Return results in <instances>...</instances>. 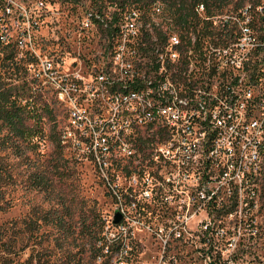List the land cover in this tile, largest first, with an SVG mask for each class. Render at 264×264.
Here are the masks:
<instances>
[{
  "label": "rangeland",
  "instance_id": "rangeland-1",
  "mask_svg": "<svg viewBox=\"0 0 264 264\" xmlns=\"http://www.w3.org/2000/svg\"><path fill=\"white\" fill-rule=\"evenodd\" d=\"M248 2L252 0H232L223 13ZM162 10L155 11L153 23L167 32L171 26ZM121 11L103 0H0V30L9 29L10 38L7 49L0 42V83L16 88L25 99L30 96L36 109L30 123L38 127L30 142H20L19 152L13 147L0 150V264H117L122 246L113 238L122 222L130 244L123 255L127 263L122 264H264V173L258 198L243 202L249 196L245 193L235 203V195L216 208L215 203L186 201L182 217H172L169 213L180 208L177 202L157 198L160 191L153 193L155 200L143 199L144 192L156 189L143 184L153 172L148 162L160 150L156 129L139 126L138 140L153 135V142L144 154L128 158V163L122 159L110 169L103 170L84 148L72 146L70 101L60 99L56 82L36 78L40 58L60 64L63 75H82L81 91L74 93L77 109L94 118L107 116L108 99L97 92L98 82L91 76H96L95 69L108 77L115 73L117 40L106 31L108 24L84 29L83 22L93 13L107 23ZM22 37L27 39L23 48L16 45ZM131 75L141 76V67L131 68ZM59 135L63 147L55 140ZM36 177L44 178L46 188L33 184ZM136 178L141 184H134ZM196 187L185 190L187 200ZM128 193L136 195L140 208L126 204L123 195ZM119 197L125 198L126 215L115 224L122 207ZM55 217L65 219V231L49 222ZM88 225L102 237L95 245ZM175 226L177 235L171 234Z\"/></svg>",
  "mask_w": 264,
  "mask_h": 264
},
{
  "label": "built area",
  "instance_id": "built-area-1",
  "mask_svg": "<svg viewBox=\"0 0 264 264\" xmlns=\"http://www.w3.org/2000/svg\"><path fill=\"white\" fill-rule=\"evenodd\" d=\"M159 8L163 5L157 4L152 13ZM6 10L10 13V6ZM196 12L201 20L185 22L188 28L184 29L175 28L171 21L163 36H152L151 24L138 8L125 10L116 22L105 23L99 14L86 17L84 29H94L98 22L113 23L110 35L119 39L115 73L108 77L103 69H95L96 76H91L98 82L97 92L108 99L107 116L94 118L77 109L74 93L81 91L82 75H63L60 64L48 57L40 58L41 71L36 75L48 84L56 82L60 99L70 101L71 144L77 150L84 148L103 170L122 159L128 163V158L144 154L148 142H153V135L138 140L139 123L147 126L153 120V114L142 108V98L161 107L162 127L155 132L160 134V151L148 162L151 178H143L144 185L156 189L144 192L143 199L155 200L153 193L160 191L157 198L177 202L180 208L169 213L172 217H182L186 201L215 203L216 208L217 203L232 202L235 195V203L245 193L249 196L243 202L258 198L259 176L264 173V0L214 17H206L204 5ZM7 31L0 30V42L9 45ZM188 36L197 37L196 49H190L187 74H178L177 50L180 44L189 45ZM23 39L16 45L23 48L27 40ZM143 58H150V65H143ZM132 67H141V76H132ZM180 77H188L187 90H178ZM141 83H153V90H141ZM120 84L134 85L136 94L112 93L111 85ZM134 184L141 181L136 178ZM189 186L198 189L187 200L184 193ZM123 196L126 199L119 197L118 210L122 220L123 199L134 209L139 207L136 195ZM208 213L212 215L210 209ZM123 223L113 238L122 246L117 264L127 263L123 255L130 248ZM179 231L175 226L171 234Z\"/></svg>",
  "mask_w": 264,
  "mask_h": 264
},
{
  "label": "trees",
  "instance_id": "trees-1",
  "mask_svg": "<svg viewBox=\"0 0 264 264\" xmlns=\"http://www.w3.org/2000/svg\"><path fill=\"white\" fill-rule=\"evenodd\" d=\"M111 5H119L122 13L130 8H138L143 12L145 22L151 24L152 36H163L164 30L153 23V8L157 4L163 5L162 17L167 21L168 26L172 25L177 29L188 28L185 22H194L201 20L196 12L197 7L204 5L206 17H214L223 13V11L232 3V0H103ZM257 3V0H252ZM239 4V3H238ZM240 8L238 5L235 9ZM168 18V19H167ZM119 18L113 15L112 21L116 22ZM113 23L107 25V30L113 28ZM198 24L195 25L197 27ZM189 37V36H188ZM8 48V46H3ZM6 48V49H7ZM22 93L16 88L7 86L6 83H0V150L15 148L19 152L20 142H30V136L35 137L38 130L37 125L31 124V120L35 118V108L30 96L25 99ZM24 101H26L24 103ZM60 135L55 137L59 146L63 147ZM59 139V140H58ZM36 187L46 188L44 178L36 177L33 180ZM144 214V213H143ZM62 231L65 229V219L55 217L49 220ZM88 236L93 240L94 245L99 242L102 237L93 228L88 225ZM87 233V232H86ZM102 264H109L105 261Z\"/></svg>",
  "mask_w": 264,
  "mask_h": 264
},
{
  "label": "bare ground",
  "instance_id": "bare-ground-1",
  "mask_svg": "<svg viewBox=\"0 0 264 264\" xmlns=\"http://www.w3.org/2000/svg\"><path fill=\"white\" fill-rule=\"evenodd\" d=\"M115 40H117V50H119V39H115ZM188 43L189 45L180 44L177 50V57H181V66H178V74H187L186 66H188V64L190 63V56H189L190 49H196L197 37L189 36ZM147 59L148 62L144 64L150 65V58H143V61ZM111 89H112V93H123L127 95L136 94V87L134 85H128V84L111 85ZM187 89H188V77H180L178 81V90H187ZM141 90H153V83H141ZM142 101L144 103V106L146 107L145 108L146 112H148V114H153V120L147 121V126H150V128L154 130L156 129V127H162V117H160L161 107L152 106L153 103L150 102V98H142ZM143 125L146 126V123H139V126H143Z\"/></svg>",
  "mask_w": 264,
  "mask_h": 264
},
{
  "label": "water",
  "instance_id": "water-1",
  "mask_svg": "<svg viewBox=\"0 0 264 264\" xmlns=\"http://www.w3.org/2000/svg\"><path fill=\"white\" fill-rule=\"evenodd\" d=\"M121 220H122V215L121 214H117L114 223L118 224Z\"/></svg>",
  "mask_w": 264,
  "mask_h": 264
}]
</instances>
